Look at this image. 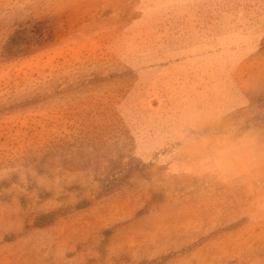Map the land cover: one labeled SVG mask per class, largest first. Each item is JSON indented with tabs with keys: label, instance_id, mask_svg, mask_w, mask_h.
<instances>
[{
	"label": "rangeland",
	"instance_id": "rangeland-1",
	"mask_svg": "<svg viewBox=\"0 0 264 264\" xmlns=\"http://www.w3.org/2000/svg\"><path fill=\"white\" fill-rule=\"evenodd\" d=\"M0 264H264V0H0Z\"/></svg>",
	"mask_w": 264,
	"mask_h": 264
}]
</instances>
